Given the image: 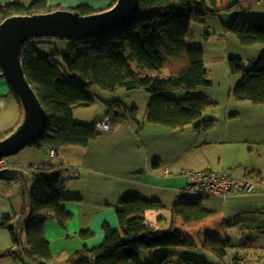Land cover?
I'll use <instances>...</instances> for the list:
<instances>
[{
    "label": "trees",
    "instance_id": "1",
    "mask_svg": "<svg viewBox=\"0 0 264 264\" xmlns=\"http://www.w3.org/2000/svg\"><path fill=\"white\" fill-rule=\"evenodd\" d=\"M115 3L116 0H113L107 9ZM217 3L218 0H140L141 10L132 25L115 30L101 39L71 42L62 57L64 68L52 55L39 50L40 45L49 40L26 43L22 53L25 75L48 116L42 138L31 147L59 151L70 146L85 148L95 140L99 136L96 128L98 121L91 125L80 124L75 122L73 114L75 107L90 108L95 104V90L107 92L112 97L107 116L114 115L113 127L124 120L134 123L139 131L146 126L138 121L137 108H129L117 99L118 91L123 89L129 92L145 91L151 95L146 109L150 125L171 131H205L211 128L216 119L206 116L214 105L192 93L199 88L212 86V77L206 68L203 51L188 48L186 40L191 35L192 23L202 22L206 16L219 17L222 13L240 9L239 2L225 8H218ZM67 10H76L81 15L94 12L87 6ZM52 11L56 10L48 6V0H36L30 7L16 2L0 4V23L12 16ZM225 29L236 35L244 46L264 45V23L239 17ZM230 68L234 74L241 76L235 90L236 99L264 105V51L254 67L248 68L242 59L231 58ZM62 70L78 76L81 83L63 76ZM171 93L179 94L170 96ZM27 169L34 181L32 208L25 202L17 220H6L0 225V229L9 231L16 247L0 252V260L17 258L20 255L18 249L25 246V252L35 262L54 264L50 243L45 238V225L48 220L54 219L65 226L72 219V215L61 206L66 199L64 178L69 170ZM256 190L257 186L252 194ZM198 198L194 202L180 196L170 208V227L156 230L148 225L146 214L165 207L159 202L128 194L116 207L120 229L105 226V240L100 247L95 250L83 248L65 264H171L176 254L170 251L161 256H156L152 251L148 255V262L143 261L142 256L148 254L149 250L194 247L188 238L175 230V220L180 217L185 224H191L208 218L210 213L203 208L202 202L211 197ZM30 211L32 214L29 217ZM204 249L221 256L227 252L226 245L218 239L209 240ZM179 264L208 263L181 258Z\"/></svg>",
    "mask_w": 264,
    "mask_h": 264
},
{
    "label": "crops",
    "instance_id": "2",
    "mask_svg": "<svg viewBox=\"0 0 264 264\" xmlns=\"http://www.w3.org/2000/svg\"><path fill=\"white\" fill-rule=\"evenodd\" d=\"M50 1L54 7L61 4L69 6L65 9L87 6L94 12L103 11L113 3V0H82L73 5L70 4L72 0ZM9 2L23 5L20 0H0V4ZM238 2L240 9L236 12H225L219 17L206 16L202 22L192 23L191 35L186 40L188 48L203 51L206 68L212 77V86L192 93L214 105L206 116L216 119L211 128L205 131H171L148 124L146 112L141 116L138 110V121L146 125L141 131L134 123L124 120L110 132L99 131V136L85 148L70 146L54 151L29 146L4 160V166L14 168L69 170L64 178L66 199L61 206L72 215V219L65 226L54 219L45 225V238L50 243L54 264H65L83 248L95 250L100 247L105 240V226L119 230L116 207L128 194L159 202L164 209H169V218L165 214L149 215L155 211L146 215L148 221L150 216H154L158 223L164 225L158 230L170 227V208L180 196L194 202L199 199L185 194L189 182L183 171L226 173L236 179H254L257 186L252 195L204 199L202 206L210 216L201 222L185 224L182 218L176 217L175 225L182 224L183 230L193 231L200 237L189 238L178 232L194 247L204 249L209 240L218 239L226 245V250L229 249L233 242L230 239L226 241L224 234L228 237V229H238V223L249 228V233L258 227L260 237H264V105L236 99L235 90L241 76L230 68L231 58L242 59L248 68L254 67L263 54L264 45L244 46L236 35L225 29L239 17L264 23V0H218L217 7L225 8ZM45 46L40 45L39 50L48 53ZM145 93L146 102H149L151 95ZM178 94L171 93L170 96ZM111 98L105 97L96 113L91 112L96 108V101L90 108L75 107V122L91 125L105 119ZM120 100L124 102L122 98ZM127 107L136 108L129 104ZM21 118L22 108L18 99L8 82L0 78V136L13 130ZM240 199L244 202L240 203ZM25 202V191L20 181L0 180V225L6 220H17ZM227 205L230 206L229 212ZM258 221L261 223L257 225ZM149 223L151 227L156 224L154 221ZM256 241L245 238L239 244L238 253L244 252L246 264H264V245ZM12 248L16 249L9 231L0 229V252ZM24 248L18 249L20 255L17 258L1 259L0 264H39Z\"/></svg>",
    "mask_w": 264,
    "mask_h": 264
},
{
    "label": "water",
    "instance_id": "3",
    "mask_svg": "<svg viewBox=\"0 0 264 264\" xmlns=\"http://www.w3.org/2000/svg\"><path fill=\"white\" fill-rule=\"evenodd\" d=\"M140 0H116L109 9L81 15L76 10H56L34 15L12 16L0 23V78H4L22 108L17 126L0 138V180L20 181L26 202L32 208L34 181L27 169L3 166L6 158L36 144L42 138L47 113L29 83L22 62L23 47L38 40L70 41L101 39L132 25L141 10ZM32 211L29 212L30 217Z\"/></svg>",
    "mask_w": 264,
    "mask_h": 264
},
{
    "label": "rangeland",
    "instance_id": "4",
    "mask_svg": "<svg viewBox=\"0 0 264 264\" xmlns=\"http://www.w3.org/2000/svg\"><path fill=\"white\" fill-rule=\"evenodd\" d=\"M65 1L66 0H64V2ZM20 2L23 4V6L30 7L33 3L36 2V0H20ZM81 2H82V0H72V2L70 4L75 5V4H79ZM48 6L52 10H54V9L55 10H57V9L67 10L65 8L69 7L66 4H61V5H57L54 7V6H52V3L50 0H48ZM70 43H71L70 41H56V40L46 41V43H45L46 44L45 50L48 52V54H50L54 57L56 62H58L59 64L62 65V68H64L62 57L67 52V50L70 46ZM128 54H130L129 51H128ZM62 72H63V76H65L69 80H74V81H78L81 83V79L78 76L68 74V73H66L65 70H62ZM95 91H96V93L93 91V93H94L93 97L95 98V101H96V104L94 106L96 108L91 110L92 113H96L97 112L96 109H101V107H102L101 102H103L105 97H110V94H108L107 92H103L100 90H95ZM102 95H105V97ZM116 96L119 97L118 98L119 100L122 98V100H124L125 105L129 104L131 106H136V108L138 110H140L141 116L143 115L144 112H146L148 102H146V93L144 91H138V92L133 93L131 91L129 92L127 90L120 89ZM141 119H142V117H141ZM234 179H236V178H234ZM237 180H241V179H237ZM239 201H240V203H243L244 199H240ZM226 207L228 210L227 212H229L230 206L227 205ZM168 210L169 209H167V210L164 209L161 211L150 212L149 215L153 214L154 216H157V215H161V214L164 215L165 214L167 216V218H169L171 216V214ZM154 216H150L149 221H154V224H155L157 222V218ZM239 220L240 219H238L237 222ZM149 221H148V225L151 226ZM255 222H257V221L255 220ZM259 223H261V221H258L257 225ZM155 225L153 227L156 230H158V228L164 226L158 222ZM181 225L182 224H179L178 226L176 225L175 230L177 232L181 231L180 233H182L183 235H185L186 237H189V238H191V237L194 239L200 238L193 231L187 232V231L183 230L181 228ZM168 228L169 227H165L164 229H168ZM161 229H163V228H161ZM248 229L249 228H247L245 225H242V224L240 225V223H238V229H232V230L228 229V237L224 234L225 240L226 241H228L229 239L232 240L233 246H231L229 249H227L225 256H221L215 252H210L206 249H203V247H201V248H199V247H173V248H169L166 251H164V249H162V248L161 249H155V250H149L147 252L148 254L144 253L142 258H143V261L148 262V260H149L148 255H149V253L152 254V251L154 254H156V256H161L164 253H166L167 251H170L171 253L176 254V256L172 259L171 264H179V260L181 258H190V259H194V260L204 261V262H207L208 264H235L234 260L238 259V260H241L239 262H241L242 264H246L245 259H243L244 252L238 253L239 247H240L239 244L241 243V241L244 240L245 238H251V239L257 240L256 243L264 245V241H262V239L264 237H262V238L260 237L259 228L257 227V229L251 231L250 233L248 232ZM247 264H249V263L247 262Z\"/></svg>",
    "mask_w": 264,
    "mask_h": 264
},
{
    "label": "built area",
    "instance_id": "5",
    "mask_svg": "<svg viewBox=\"0 0 264 264\" xmlns=\"http://www.w3.org/2000/svg\"><path fill=\"white\" fill-rule=\"evenodd\" d=\"M114 115H109L96 124L98 131L110 132L113 130L112 122ZM3 164V162H2ZM188 179V187L185 189L186 195H193L201 198L223 197L236 193L249 195L254 193L256 185L254 181L243 179L237 180L227 174L213 171L192 172L183 171ZM240 260H234L235 264H241Z\"/></svg>",
    "mask_w": 264,
    "mask_h": 264
},
{
    "label": "clouds",
    "instance_id": "6",
    "mask_svg": "<svg viewBox=\"0 0 264 264\" xmlns=\"http://www.w3.org/2000/svg\"><path fill=\"white\" fill-rule=\"evenodd\" d=\"M2 165L4 166V163Z\"/></svg>",
    "mask_w": 264,
    "mask_h": 264
}]
</instances>
